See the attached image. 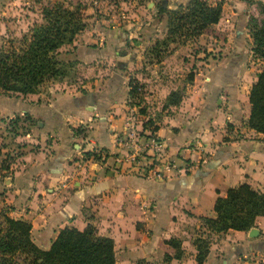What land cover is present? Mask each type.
<instances>
[{
	"label": "crops",
	"instance_id": "0c3cea01",
	"mask_svg": "<svg viewBox=\"0 0 264 264\" xmlns=\"http://www.w3.org/2000/svg\"><path fill=\"white\" fill-rule=\"evenodd\" d=\"M227 2L203 30L210 39L192 56L191 80L180 73L175 83H159L162 100L170 91L180 94L159 110L139 103L141 112H133L127 85L130 66L141 58L139 46L143 50L156 31L164 33L153 1L146 6L153 5L156 21L149 30L139 25L144 41L132 39L121 14L125 23L94 19L65 43L74 64L86 70L76 85L58 88L51 78L35 92L0 96V112L9 119L28 115L24 136L30 137L21 154L0 167V201L10 216L30 222L37 246L48 247L63 226L88 223L111 237L116 264L139 257L160 264L164 253L171 255L169 264H264V215L255 218L252 232H215L202 223L203 216L215 215L214 199L228 187L246 181L262 188L264 180L263 134L247 124V94L261 60L241 43L248 36L244 24L234 27L241 11L247 14L244 1ZM224 9L229 15L223 20ZM154 44L149 41L151 49ZM179 64H185L183 54ZM196 236L208 239L200 263ZM170 237L179 240V257Z\"/></svg>",
	"mask_w": 264,
	"mask_h": 264
},
{
	"label": "trees",
	"instance_id": "16d2710c",
	"mask_svg": "<svg viewBox=\"0 0 264 264\" xmlns=\"http://www.w3.org/2000/svg\"><path fill=\"white\" fill-rule=\"evenodd\" d=\"M261 16L248 25L251 53L261 60L256 77L248 90L249 112L247 124L263 134L264 139V2L257 1ZM79 4L52 0L39 8V19L34 20L16 42L0 46V92L26 94L35 92L41 84L65 73V62L59 57L58 47L70 42L84 22ZM166 13V35L170 41L195 37L220 16V1L186 0L174 8L159 6ZM182 37V38H181ZM191 75V73L189 74ZM130 91V89H129ZM170 103L177 102L174 91L167 96ZM28 117V115H27ZM0 160V167H6ZM213 217L203 216L202 223L210 231L228 228L248 229L258 215H264V180L262 188L242 181L226 189L224 195L213 202ZM179 257V240H167ZM195 260L200 263L207 251L208 239L196 236ZM22 254L28 264H116L111 237L95 232L91 224L79 229L63 226L58 229L48 247L37 246L30 237V222L0 212V264H13L14 256ZM171 255L164 253L160 264H169ZM130 264H155L143 257Z\"/></svg>",
	"mask_w": 264,
	"mask_h": 264
},
{
	"label": "rangeland",
	"instance_id": "374dc122",
	"mask_svg": "<svg viewBox=\"0 0 264 264\" xmlns=\"http://www.w3.org/2000/svg\"><path fill=\"white\" fill-rule=\"evenodd\" d=\"M52 1V0H0V46L7 45L9 39L13 42L17 41V38L21 35L22 32H25L28 29V26L34 21L39 19V8L42 4ZM61 2L73 4H79V10L81 20L84 22L82 28L79 30L91 26V21L94 22V19H98L100 22L101 19L108 20L109 18L115 19L120 22H124L121 14L125 16V18L129 19L130 26L133 28L132 39H137L140 41H144L146 38V34L142 35V32H139L141 29L139 27L143 26L144 30H149V25L151 22L156 21V13H151L153 9V5L146 6L147 1H153L154 5L160 4L163 0H59ZM211 2L220 1L221 5L224 3V7H227V0H209ZM243 9L247 10V14L241 11L240 21L234 22L235 25H238L241 28L244 24V29L246 30L248 36L245 34L241 37V43L246 46L248 44L251 46V37L248 31V25L253 20L258 21L261 13L259 10L258 2L259 0H243ZM264 2V0H260ZM181 3H185L186 0L180 1ZM167 7V8H174ZM88 9L92 12V19H89L90 15L85 14V9ZM228 9V7H227ZM112 14V15H110ZM221 14V12H220ZM137 15L139 18H135ZM229 15V12L224 9L222 13V19L224 20ZM158 18V22L160 18H163V32H158L157 37L152 36L151 41L155 44L154 48L151 49L149 45V41L144 45V49L140 50L139 46V54L141 58L136 63H133L130 66V74L127 81V85H129L128 93L130 96V104L133 108V112H141L142 107H137L135 104L141 103V106L146 105H157V108L154 110H159V108L165 107L167 103H170L167 100V97L162 100L159 96H156V93L161 94V88L159 83H170L174 81L176 77L183 73L184 80L190 81L193 75V58L192 56L197 53L199 49L204 47V45L209 41L210 36L208 32H204L203 30L200 32L202 34H197L195 37H188L176 40H168L163 39L166 35V13L162 12ZM88 17V20L86 18ZM242 21V22H241ZM110 23V21H106ZM126 22V21H125ZM124 22V23H125ZM226 22V21H225ZM103 24V23H102ZM211 25V24H210ZM110 26V25H108ZM209 26V25H208ZM78 30V31H79ZM205 30V29H204ZM77 31V32H78ZM76 33V32H75ZM148 33V32H147ZM104 35L103 33H100ZM98 39H102L100 37ZM104 37V36H103ZM144 40H143V39ZM182 38V37H181ZM234 39V35L231 37ZM233 41H236L235 39ZM64 42L58 47L59 57L65 62H69V64L65 67V73L61 76L55 77L56 86L58 88H65L66 86H74L80 80L83 73H86V70L81 65H75L73 59L71 58V50L70 46L65 45ZM183 51L178 49L173 52V49L178 44H183ZM64 44V45H63ZM142 51V52H141ZM183 54L184 57V66H180L179 59ZM252 54V53H251ZM257 57V56H256ZM188 58V59H187ZM191 73V75H189ZM54 79V78H53ZM161 80V81H160ZM46 83V82H44ZM49 84V83H48ZM42 85V84H41ZM40 85V86H41ZM43 87V85H42ZM177 90V91H176ZM173 90L175 92L176 97L179 99V90ZM170 93V92H169ZM9 94V92H0V96ZM168 96V94H167ZM167 100V102H166ZM136 110V111H135ZM144 111V110H143ZM146 112V111H145ZM147 113V112H146ZM150 115V113H149ZM13 115L9 119V113L0 112V160L4 161V163H8L16 158L19 154H21L20 146L22 144L27 143L24 133L29 131L28 127V117L15 116ZM28 142H35L33 138L28 140ZM1 196V192H0ZM8 206L4 202L0 201V212L8 213ZM13 264H28L27 261L23 258L22 254H17L14 256Z\"/></svg>",
	"mask_w": 264,
	"mask_h": 264
},
{
	"label": "built area",
	"instance_id": "2783aa9c",
	"mask_svg": "<svg viewBox=\"0 0 264 264\" xmlns=\"http://www.w3.org/2000/svg\"><path fill=\"white\" fill-rule=\"evenodd\" d=\"M129 117H130V120L131 121H135L136 120V117L134 116V114L133 115H130Z\"/></svg>",
	"mask_w": 264,
	"mask_h": 264
},
{
	"label": "water",
	"instance_id": "95a60500",
	"mask_svg": "<svg viewBox=\"0 0 264 264\" xmlns=\"http://www.w3.org/2000/svg\"><path fill=\"white\" fill-rule=\"evenodd\" d=\"M254 230V227L249 228V232H252Z\"/></svg>",
	"mask_w": 264,
	"mask_h": 264
}]
</instances>
